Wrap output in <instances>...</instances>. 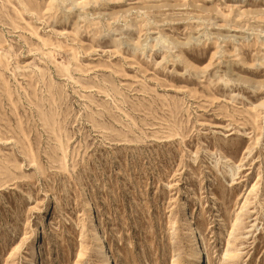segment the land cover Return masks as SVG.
I'll return each instance as SVG.
<instances>
[{
  "label": "rangeland",
  "instance_id": "374dc122",
  "mask_svg": "<svg viewBox=\"0 0 264 264\" xmlns=\"http://www.w3.org/2000/svg\"><path fill=\"white\" fill-rule=\"evenodd\" d=\"M34 250L264 264V0H0V264Z\"/></svg>",
  "mask_w": 264,
  "mask_h": 264
},
{
  "label": "bare ground",
  "instance_id": "6f19581e",
  "mask_svg": "<svg viewBox=\"0 0 264 264\" xmlns=\"http://www.w3.org/2000/svg\"><path fill=\"white\" fill-rule=\"evenodd\" d=\"M89 218H90V221H91V225H89V226H91V228H89V229L92 230V231H94L95 234L98 235V232H99L98 231V225L96 224V221L94 219V216H93V214H92V212L90 210H89ZM184 218H185V215H184ZM184 226L188 227L190 233L193 232L192 226H190V225L188 226V224H184ZM170 230H172L175 234L177 232V230L176 229H172V227H170ZM101 248H102V252L106 253V249H105L106 247L103 244L101 245ZM37 254H36V251L34 250L33 251L32 258H31V264H38ZM198 255H199V251L195 247L194 252H193V256H198ZM107 264H108V262H107Z\"/></svg>",
  "mask_w": 264,
  "mask_h": 264
}]
</instances>
